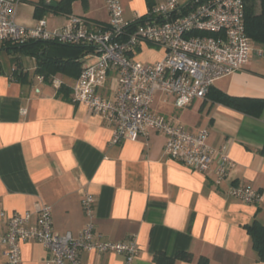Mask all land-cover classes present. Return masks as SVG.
<instances>
[{
	"label": "crops",
	"instance_id": "obj_1",
	"mask_svg": "<svg viewBox=\"0 0 264 264\" xmlns=\"http://www.w3.org/2000/svg\"><path fill=\"white\" fill-rule=\"evenodd\" d=\"M27 1L28 3H25ZM42 0H22L17 20L23 26L37 23L34 12ZM47 4L61 0H46ZM192 0H179L182 6ZM165 0H122L126 20L143 16ZM29 9L31 18L22 16ZM51 20L48 22V17ZM72 16L106 27L105 0H89L87 9L73 5ZM69 16L47 13L50 28L66 24ZM156 53L157 58L146 55ZM134 59L143 64L161 61L164 51L143 43ZM93 59L83 63L93 62ZM0 75V239L7 231V217L34 213L41 205L52 208L54 229L59 234H78L87 220L81 201L86 193L96 199L94 226L104 241L136 239L139 255L133 264H158L164 255L180 253L198 264H259L246 228L254 221L264 226V110L255 118L211 99L196 101L184 109L173 98L156 96L152 109L180 122L189 132L209 131L213 150L227 148L234 164L228 180L215 184V174L194 172L164 155L165 140L152 134L147 141L112 145L114 124L83 104H74L51 83L33 76L36 68L23 65L29 80H10L11 70L1 57ZM83 64V66H84ZM12 69V68H11ZM114 74H110L109 82ZM69 86L76 80L58 76ZM215 91L231 98L264 100V54L254 52L246 68L218 81ZM103 95L110 96L108 90ZM180 112L177 115V111ZM22 111L26 114L23 115ZM176 112V114H174ZM232 184H245L262 197L247 204L228 192ZM0 244V264H6ZM81 264H124L114 253L81 252ZM22 264H49V254L37 243L22 245Z\"/></svg>",
	"mask_w": 264,
	"mask_h": 264
},
{
	"label": "built area",
	"instance_id": "obj_2",
	"mask_svg": "<svg viewBox=\"0 0 264 264\" xmlns=\"http://www.w3.org/2000/svg\"><path fill=\"white\" fill-rule=\"evenodd\" d=\"M21 3L0 0V45L41 41L91 46L92 52L84 59L94 61L84 64L72 86L71 100L114 124L112 145L147 141L159 134L165 140L167 158L194 172L214 173L218 186L228 180L235 166L225 146L213 150L207 129L189 132L180 122L155 113L152 106L158 95L173 98L178 109L203 101L218 81L244 70L254 52L264 54L247 35L245 0H205L184 6L179 0H165L129 21L122 0H105L106 27L69 16L59 28H50L45 19L33 27L21 25L17 20ZM143 43L163 50V59L154 64L136 61L133 56ZM37 80L45 82L41 76ZM52 84L57 89L63 85L58 79ZM228 193L247 204H258L262 197L245 184H232ZM95 204L94 196L86 193L81 205L87 222L78 234L57 233L52 208L47 205L34 213L9 217L1 213L7 219V231L0 239L6 264H22V245L27 242L39 244L49 254V264H81V252L114 253L124 256V264H133L139 255L136 239L104 241L93 222Z\"/></svg>",
	"mask_w": 264,
	"mask_h": 264
},
{
	"label": "trees",
	"instance_id": "obj_3",
	"mask_svg": "<svg viewBox=\"0 0 264 264\" xmlns=\"http://www.w3.org/2000/svg\"><path fill=\"white\" fill-rule=\"evenodd\" d=\"M203 1L205 0H192L191 2L201 3ZM245 1L247 35L253 44L259 45L264 52V0ZM77 2L81 3L84 9L88 8L89 0H61L56 9L50 8L47 1L42 0L34 5L35 18L41 20L49 12H54L57 15L72 16L73 5ZM15 51L22 56L35 60L34 77L41 76L46 83H51L58 76L68 77L73 80L78 79L84 64L83 58L92 52V48L87 45L72 46L41 41L30 42L22 46L11 44L0 45V75L4 74L1 62L2 52L11 53ZM12 70L9 75L11 81L25 83L29 80V72L25 70L23 64H14ZM58 93L63 94L68 99L71 89L69 86L63 84ZM206 99L222 103L255 118H259L264 110V100L231 98L215 91L214 88H211ZM260 155L264 157V146L260 151ZM246 230L252 240L253 249L258 255V263L264 264V226L258 221H254ZM190 260L191 256L188 253H180L174 258H166L164 255H159L156 258L158 264H175L177 261L189 262ZM198 264H208V261L202 258Z\"/></svg>",
	"mask_w": 264,
	"mask_h": 264
},
{
	"label": "rangeland",
	"instance_id": "obj_4",
	"mask_svg": "<svg viewBox=\"0 0 264 264\" xmlns=\"http://www.w3.org/2000/svg\"><path fill=\"white\" fill-rule=\"evenodd\" d=\"M25 3H28V2L25 1ZM21 13H22V16L31 18L30 11L26 7H23L21 9ZM47 17H48V22L51 23L50 22L51 17L49 15ZM255 47L257 49L263 50L259 45H255ZM157 56L158 55H156V53H151V54L146 55V58L147 59H155V58H157ZM1 57L5 58V64H6L5 67H8L11 70V72H12V69L14 67V64H16V63H21V64H23V65H25L26 67H29V68H34L35 65H36L35 60H33V59L29 58V57L22 56L20 53H18L16 51L15 52H11V53L2 52ZM26 67H24V68H26ZM54 79H58V78L56 77ZM72 86L73 85H71L70 89H72ZM176 111H177V115H178L180 112H178V110H176ZM174 114H176V112Z\"/></svg>",
	"mask_w": 264,
	"mask_h": 264
},
{
	"label": "water",
	"instance_id": "obj_5",
	"mask_svg": "<svg viewBox=\"0 0 264 264\" xmlns=\"http://www.w3.org/2000/svg\"><path fill=\"white\" fill-rule=\"evenodd\" d=\"M50 8L56 9L58 7V4L56 2H50L49 4Z\"/></svg>",
	"mask_w": 264,
	"mask_h": 264
}]
</instances>
